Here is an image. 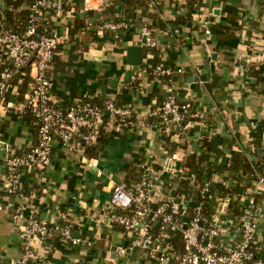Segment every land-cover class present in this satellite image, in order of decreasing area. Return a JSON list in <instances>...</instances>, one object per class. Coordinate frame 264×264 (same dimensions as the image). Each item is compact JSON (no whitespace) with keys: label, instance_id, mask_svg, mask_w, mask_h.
Returning <instances> with one entry per match:
<instances>
[{"label":"crops","instance_id":"0c3cea01","mask_svg":"<svg viewBox=\"0 0 264 264\" xmlns=\"http://www.w3.org/2000/svg\"><path fill=\"white\" fill-rule=\"evenodd\" d=\"M64 1V12L54 19L60 42L47 67L57 105L65 106L84 95L97 103L108 98L129 103L140 115H148L165 93L163 80L154 78L149 66L162 63L181 69L173 75L177 100L190 101L191 114H204L203 120L187 117V164L192 157L208 155L212 165L206 177L214 184L232 176L239 180L240 169L217 168H226L235 156L261 164V171H255L264 172V8L259 0H163L154 7L148 6V0H137L103 11L95 9L97 0ZM26 7L23 1L13 12ZM8 9L0 0L1 15ZM97 18H126L130 26L102 34L85 30V24ZM142 25L151 29L156 46L151 56L143 48L141 63L131 65L127 48L140 45ZM2 63L0 52V67ZM128 71L131 75L126 81ZM28 85L27 69L14 72L6 94L12 107L0 108V139L15 152L24 150L35 137L33 119L15 113ZM147 115L144 128L122 130L113 128L105 115L101 136L89 150L68 151L55 141L42 180L21 174L25 195L18 202L23 203L24 216L43 220L51 228L39 242L43 258L38 264H152L138 250L119 256L117 248L129 239L104 217L112 181H136V161L145 157L161 163L162 150L174 148L171 131L164 125L151 126ZM215 134L218 154L212 152ZM222 157L227 158L224 165ZM89 158H96L97 166L87 163ZM2 174L0 158V180ZM253 182L245 180V188H253ZM65 221L72 223L75 243L56 235V227ZM258 230L264 236V207ZM18 253L16 225L8 211L0 210V262Z\"/></svg>","mask_w":264,"mask_h":264},{"label":"built area","instance_id":"2783aa9c","mask_svg":"<svg viewBox=\"0 0 264 264\" xmlns=\"http://www.w3.org/2000/svg\"><path fill=\"white\" fill-rule=\"evenodd\" d=\"M118 1L121 5L122 1ZM162 1L148 0L147 4L154 7ZM259 2L264 8V0ZM111 5L113 0H97L95 9L103 11ZM64 7V0H31L20 32L5 29L0 13L3 57L0 108L12 107L6 94L13 74L27 69L29 85L16 104L15 113L28 114L35 124L34 140L24 150L15 152L8 142L0 139L3 166L0 210L8 211L16 225L19 246L16 257L0 264H38L43 258L39 242L51 233V228L43 220L24 216L23 203L18 202L25 195L20 176L26 173L33 180H42L55 141L68 151H83L93 146L101 135L105 112L115 129L146 126L147 114L142 116L131 104H118L111 98L96 103L83 95L65 106L56 104L47 67L60 42L54 19L64 12ZM129 26L125 18H97L87 22L84 28L102 34L124 31ZM140 46L149 56L156 46L154 35L146 25L140 27ZM149 69L154 78L163 80L165 93L163 99L150 108L147 117L152 119L151 126L164 125L171 131L174 148L162 150L161 163L149 162L145 157L136 161L139 169L136 181H112L110 206L104 217L109 223L117 224L129 239L125 246L117 248L118 255L127 256L138 250L144 252L152 264H264V236L258 230L264 207V172L254 171L253 188L238 193L225 191L224 195H218L216 189L208 195L214 183L205 175L198 179L197 173L191 171L184 147L187 117L193 115L203 120L204 114H191L190 101L177 100L173 75L181 69H171L162 63L151 64ZM87 163L97 166L98 160L89 158ZM181 179L188 183V196L176 193ZM236 181L235 177H228L217 183L227 188L239 180ZM210 200L214 202L211 212L206 209ZM190 201L197 204L191 206ZM92 216L101 218L96 213ZM71 230L72 223L65 221L55 231L59 238L75 243ZM125 264L130 263L125 261Z\"/></svg>","mask_w":264,"mask_h":264},{"label":"trees","instance_id":"16d2710c","mask_svg":"<svg viewBox=\"0 0 264 264\" xmlns=\"http://www.w3.org/2000/svg\"><path fill=\"white\" fill-rule=\"evenodd\" d=\"M4 1L6 2V4L8 6H10V9L6 10L4 12V14L2 15L3 27L5 29L11 30V31H16V32L22 31L23 27L25 25L26 19H27L28 4L31 2V0H4ZM23 1L27 2L26 9H21L17 12H13V9L16 8ZM121 1H122L123 5L124 4L125 5H132L133 3L135 4V2L137 0H121ZM119 3L120 2L118 0H113V5H111V6H116ZM118 19H115V20H118ZM151 52H154V50L151 49ZM118 104H121V103H118ZM100 136H99V138H100ZM254 136L258 137V134H254ZM97 141H98V139H97ZM91 147H93V146H91ZM91 147H87L86 150H89ZM188 165H189L191 171L197 173V177L199 179L202 175L206 176L207 171H210V166L212 165V163L209 160L208 155H201L199 157L190 158V162ZM261 167H262L261 164L258 165V163H255V164L251 163L244 156L232 157V163L230 165H228L226 168L225 167L222 168V166H220V165H218L217 168H219L220 170L226 169L229 171H232L234 169H240L242 172L240 174L239 182H237L235 184L230 183V186L227 187L228 189L222 183L211 184L210 192L208 193V195L212 194V191L215 192L216 189H217L218 195H224L227 192H229V193L242 192V190H244L245 187L247 186L246 183L244 184V181L246 180L247 182H250V180L254 179L255 178L254 177L255 176L254 171L255 170L261 171ZM135 169L137 171V175H139V169L136 167V164H135ZM232 177H234V176H232ZM187 186H188L187 181L184 179H181L180 186L176 189V193H179L180 195H183V196H188L189 192L187 191ZM225 191H227V192H225ZM213 206H214V202L212 200H210L206 206L207 211L211 212L213 209Z\"/></svg>","mask_w":264,"mask_h":264},{"label":"water","instance_id":"95a60500","mask_svg":"<svg viewBox=\"0 0 264 264\" xmlns=\"http://www.w3.org/2000/svg\"><path fill=\"white\" fill-rule=\"evenodd\" d=\"M142 53H143V48L140 45H131L127 48V58H128V63L131 65H139L142 60ZM131 75V71H128L126 73V81L129 79ZM107 115V112H105ZM217 142H218V134H215L212 138V152L214 154L219 153V149L217 147ZM227 158L222 157L221 158V164H226ZM189 204L191 206H195L197 203L194 201H190Z\"/></svg>","mask_w":264,"mask_h":264}]
</instances>
